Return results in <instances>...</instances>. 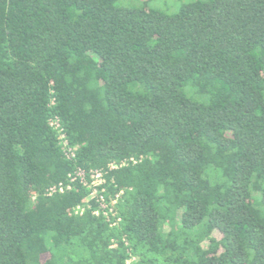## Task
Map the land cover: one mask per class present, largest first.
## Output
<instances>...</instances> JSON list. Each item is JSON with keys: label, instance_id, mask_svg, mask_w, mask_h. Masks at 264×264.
I'll use <instances>...</instances> for the list:
<instances>
[{"label": "trees", "instance_id": "16d2710c", "mask_svg": "<svg viewBox=\"0 0 264 264\" xmlns=\"http://www.w3.org/2000/svg\"><path fill=\"white\" fill-rule=\"evenodd\" d=\"M119 1L0 0V264H264V0Z\"/></svg>", "mask_w": 264, "mask_h": 264}, {"label": "built area", "instance_id": "2783aa9c", "mask_svg": "<svg viewBox=\"0 0 264 264\" xmlns=\"http://www.w3.org/2000/svg\"><path fill=\"white\" fill-rule=\"evenodd\" d=\"M53 94V91H52ZM54 104V99L51 100ZM50 127L57 133L63 154L67 160H76V148L73 147L67 139L66 133L59 118L56 116L50 120ZM130 162L136 163V160L131 158ZM127 162H124L120 166L116 164L109 165L108 170L94 169L87 172L81 167L74 169L72 173H69L65 181H61L47 188L46 196L53 197L54 195H65L75 190L77 187L87 189L88 197L83 203L74 207L71 211L72 214L82 216L86 212L91 211L95 217H103L111 227H117L121 223L119 217V211L117 205L120 196L123 192H120L112 197H109L108 188L105 186L107 183L106 176L109 171L117 169L118 167L125 166ZM127 246H130L129 240L126 236L122 239ZM116 240L113 241L112 247H116ZM129 252V258L127 264H132L136 261V257Z\"/></svg>", "mask_w": 264, "mask_h": 264}, {"label": "rangeland", "instance_id": "374dc122", "mask_svg": "<svg viewBox=\"0 0 264 264\" xmlns=\"http://www.w3.org/2000/svg\"><path fill=\"white\" fill-rule=\"evenodd\" d=\"M195 0H120L121 6L127 7H146L165 14H174L187 3Z\"/></svg>", "mask_w": 264, "mask_h": 264}]
</instances>
